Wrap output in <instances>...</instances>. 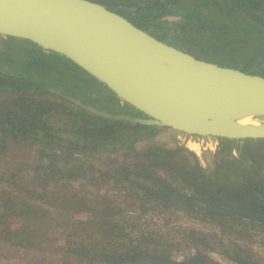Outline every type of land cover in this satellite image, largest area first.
Instances as JSON below:
<instances>
[{
  "label": "trees",
  "instance_id": "trees-1",
  "mask_svg": "<svg viewBox=\"0 0 264 264\" xmlns=\"http://www.w3.org/2000/svg\"><path fill=\"white\" fill-rule=\"evenodd\" d=\"M90 1L102 4L126 17L134 25L163 42L165 34L160 29L163 25L159 20L165 16H181L188 21H209L211 22L209 43L213 46L210 50L219 52L221 55L219 58L222 59L215 61V64L231 67L227 62L239 60L240 58H237L239 52L246 50L252 55L247 63L231 68L264 76V67L259 66L260 68L255 71L250 68L257 67L255 64L250 66V62L254 61L258 51L261 56L256 60L264 62V40H261L264 36V0ZM235 36H238L243 44L231 43L230 40ZM219 44L227 46L221 48ZM191 50L183 51L194 55ZM0 95L7 96V103L1 104L3 110L0 116L2 117L0 145L2 152L8 149V157L15 148L19 150L20 147H24L23 149L30 151L31 147L39 145L62 147L67 150V157L73 160L81 158L84 152L94 156L122 152L126 160L140 158L144 162L134 165L133 162L125 161L117 165L107 157L100 158V163L108 168L110 174L104 181L111 179L117 181L123 195L133 194L148 205L150 211L181 212L185 216H201L210 221L226 218L244 219L264 226L263 221L243 215L240 209L225 198L227 193H234L238 196L243 209L264 215V177L255 176L252 170L254 168H248L245 160H230L229 154L218 157L214 179L204 172L200 163L196 161L192 163L187 154L152 147L138 150L136 146L138 143L149 140L162 128L98 116L65 98L63 95L79 99L87 105L113 115L140 116L139 112L127 104H122V101L111 94L102 83L61 54L47 51L28 40L10 36L3 38L0 35ZM46 95L63 100L67 103V109L62 104L44 99L43 96ZM108 100L113 103V108L105 107L104 103ZM64 112H67V145L64 144L62 133L59 135L51 125L53 117ZM255 141L261 144L264 142ZM245 157L255 163L258 155L249 148L245 152ZM28 159H31V155L26 157L23 165L18 166L15 172L26 174L28 170L33 169L31 160ZM41 167L40 165L39 169ZM174 173L176 175L173 177ZM12 177L15 178L16 174ZM171 178L181 180L184 185L182 190L175 188ZM48 179L53 180L52 176ZM226 180L241 181L244 184L230 182L231 185ZM242 186L244 190L241 189ZM98 195H102L100 198L110 199L104 196L105 194ZM122 211L124 214L131 213L128 206ZM93 224L95 223L92 221H79L75 222L73 228ZM11 234L12 231H9V235ZM8 242L16 246V242ZM17 246L21 247L22 244L17 243ZM68 250L82 263L87 264L175 262L152 257L144 258L133 248L121 255L114 253L95 255L84 244L78 247L70 246Z\"/></svg>",
  "mask_w": 264,
  "mask_h": 264
},
{
  "label": "rangeland",
  "instance_id": "rangeland-1",
  "mask_svg": "<svg viewBox=\"0 0 264 264\" xmlns=\"http://www.w3.org/2000/svg\"><path fill=\"white\" fill-rule=\"evenodd\" d=\"M159 21L163 25L160 29L165 34L164 38H168L176 47L183 50L192 49L194 55L205 61L214 63L222 60L219 58V52L210 50L213 47L209 43L211 22L188 21L181 16H165ZM237 37L230 40L231 43L243 44ZM262 39L264 40V36ZM219 45L221 48L227 46ZM239 53L237 58H240V61L236 59L227 62L231 67L247 63L252 56L246 50ZM259 56L260 51L255 55L254 61L250 62V66H257L250 67L251 70H258L259 66L264 67V62L256 60ZM43 98L55 104H62L67 109V103L56 96L46 95ZM4 103H7V96L0 95V116L3 110L1 104ZM51 125L59 135L62 133L64 144L67 145V112L56 114ZM227 140L229 139L188 136L171 129H161L152 138L136 146L138 150L152 147L187 154L192 163H200L204 172L214 179L218 157L229 154L230 160H245L248 168H254L252 170L255 176L264 177V142L261 144L255 140ZM190 143L196 144L198 148L191 150ZM36 148L42 166L40 172H48L53 178L50 181V192L41 196L49 195L44 200L49 201L50 205L54 203L57 214L61 212L63 216H55V222L52 221L51 214L49 218L41 217L42 219L35 220L45 226L46 231L37 233L39 239L29 233L34 237V243L29 241L30 248L17 251V257L24 261L23 264H87L82 263L68 250L70 246L78 247L83 244L95 255H121L133 248L144 258L173 260L182 264H264V226L244 219L210 221L201 216H185L181 212L150 211L149 206L133 194L123 195L117 181H104L110 174L108 168L100 163L101 159L107 157L117 165L125 161L140 165L144 162L142 159L126 160L122 152L103 156L88 155L90 153L84 152L81 158L73 160L67 157V150L62 147L39 145ZM249 148L258 155L255 163L245 157ZM17 154L30 156L31 151L19 149ZM175 175L176 173L173 177ZM170 180L175 184V188L182 190L184 187L181 180ZM226 182L231 184L230 182L236 181ZM27 183L28 181H23L24 188ZM241 189L244 190L243 186ZM97 194H105L104 196L110 199L100 198L102 195ZM127 206L130 207L131 213L124 214L122 210ZM79 221H92L95 224L73 228L75 222ZM64 224H67L66 228H63Z\"/></svg>",
  "mask_w": 264,
  "mask_h": 264
},
{
  "label": "water",
  "instance_id": "water-1",
  "mask_svg": "<svg viewBox=\"0 0 264 264\" xmlns=\"http://www.w3.org/2000/svg\"><path fill=\"white\" fill-rule=\"evenodd\" d=\"M0 35L65 56L140 114L113 115L63 95L98 116L190 136L264 140V121L258 127L236 123L264 114V76L198 59L102 4L0 0ZM225 198L264 222V215L243 209L236 194Z\"/></svg>",
  "mask_w": 264,
  "mask_h": 264
},
{
  "label": "crops",
  "instance_id": "crops-1",
  "mask_svg": "<svg viewBox=\"0 0 264 264\" xmlns=\"http://www.w3.org/2000/svg\"><path fill=\"white\" fill-rule=\"evenodd\" d=\"M1 125L0 121V127ZM36 147H31V159H28L31 160L33 169L28 170L26 174L25 172L18 174L15 169L22 166L29 155H19L17 154L19 150L15 148L8 157V149L2 152L0 145V264H23L24 261L17 257L19 255L17 251L30 248L29 241L34 243L32 241L34 237L29 233H33L35 239H39L37 233L46 231V227L35 220H40L41 217L49 218L51 214L52 221L55 222V216H63L61 212L57 214L54 203L50 205L49 201L44 200L49 195L41 196L50 192L52 183L48 179L50 177L48 172L46 174L39 170L41 162L38 160L39 151ZM23 148L20 147L21 150H24ZM15 174L16 177L13 178ZM24 180L28 181L25 188ZM66 227L67 224H64L63 228ZM9 231H12L11 235ZM8 241L16 242V246ZM17 243L22 246H17Z\"/></svg>",
  "mask_w": 264,
  "mask_h": 264
},
{
  "label": "bare ground",
  "instance_id": "bare-ground-1",
  "mask_svg": "<svg viewBox=\"0 0 264 264\" xmlns=\"http://www.w3.org/2000/svg\"><path fill=\"white\" fill-rule=\"evenodd\" d=\"M4 38V36H3ZM264 121V114L256 116V115H247L244 117H241L236 120L237 124L243 125V126H251V127H258L262 126V122ZM189 148L191 150L197 149V145L194 143H190Z\"/></svg>",
  "mask_w": 264,
  "mask_h": 264
},
{
  "label": "flooded vegetation",
  "instance_id": "flooded-vegetation-1",
  "mask_svg": "<svg viewBox=\"0 0 264 264\" xmlns=\"http://www.w3.org/2000/svg\"><path fill=\"white\" fill-rule=\"evenodd\" d=\"M163 40L165 41V43L167 42L168 44L173 45V46L176 47V45H174V44H173L168 38H167V39L163 38ZM214 63H216V62H214ZM104 104H105V107H106V108H107V107H111V108L114 107L113 103L109 102V100H108L106 103H104ZM123 115H124V114H123ZM153 262H158V261H153ZM163 263H164V262H163ZM172 264H182V263L174 262V263H172Z\"/></svg>",
  "mask_w": 264,
  "mask_h": 264
},
{
  "label": "built area",
  "instance_id": "built-area-1",
  "mask_svg": "<svg viewBox=\"0 0 264 264\" xmlns=\"http://www.w3.org/2000/svg\"><path fill=\"white\" fill-rule=\"evenodd\" d=\"M186 135V134H185ZM188 136H190V135H188ZM203 138H205V137H203Z\"/></svg>",
  "mask_w": 264,
  "mask_h": 264
}]
</instances>
